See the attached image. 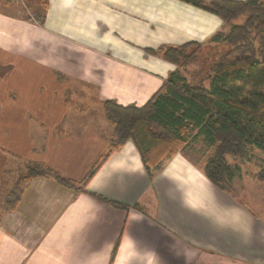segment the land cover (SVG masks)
Returning a JSON list of instances; mask_svg holds the SVG:
<instances>
[{"label":"crops","instance_id":"1","mask_svg":"<svg viewBox=\"0 0 264 264\" xmlns=\"http://www.w3.org/2000/svg\"><path fill=\"white\" fill-rule=\"evenodd\" d=\"M23 1L0 0V208L24 166L85 177L114 138L105 101L140 107L171 72L187 77L147 49L225 30L179 0ZM188 143L149 172L128 139L83 192L33 178L0 213V264H264V183L228 162L221 190Z\"/></svg>","mask_w":264,"mask_h":264},{"label":"trees","instance_id":"2","mask_svg":"<svg viewBox=\"0 0 264 264\" xmlns=\"http://www.w3.org/2000/svg\"><path fill=\"white\" fill-rule=\"evenodd\" d=\"M179 1L221 19L225 30L213 34L208 42L223 45L224 49L210 67L207 85L203 79L190 82L175 70L143 106L123 107L105 101L104 110L114 126L108 152L132 139L150 172L183 149L189 140L199 137L213 147L212 155L202 167L204 175L221 190L229 191L227 185L236 169L226 157L230 155L237 164H244L251 150L264 153V0ZM194 46L200 45L186 43L146 52L180 68L193 59L194 54L187 52ZM108 152L80 182L62 177L44 164L24 166L0 213L16 208L33 178H52L83 192L87 180ZM255 178L264 183V168L256 172Z\"/></svg>","mask_w":264,"mask_h":264},{"label":"rangeland","instance_id":"3","mask_svg":"<svg viewBox=\"0 0 264 264\" xmlns=\"http://www.w3.org/2000/svg\"><path fill=\"white\" fill-rule=\"evenodd\" d=\"M19 4H22L25 6V3L23 0H18ZM200 46H194L195 49H189L188 54H194L193 59L183 64L181 67H183L186 71L187 78L190 82L197 83L199 79H203L201 81L204 82V84L207 85V77L210 74V67L212 64L216 61L219 54L221 53L223 45H209L207 44H199V43H193ZM188 147V148H187ZM187 148L186 151L190 152L192 154L193 158H195L197 161H201L202 163L204 161H207V159L212 155L213 150L206 147L204 143L198 141L196 138L193 140H189L188 145L185 147ZM227 161L233 164L235 160L228 155ZM205 163V162H204ZM246 163V162H245ZM243 164L242 171L244 172V178H242V181L246 180L248 176L252 175L256 172H258L260 169L264 168V153L258 151V150H251L250 151V160L248 163ZM204 166V164H203ZM238 173V171H237ZM254 174V175H255ZM248 181H251L249 179ZM262 183V182H261ZM238 195L240 198H242V194L238 191Z\"/></svg>","mask_w":264,"mask_h":264}]
</instances>
